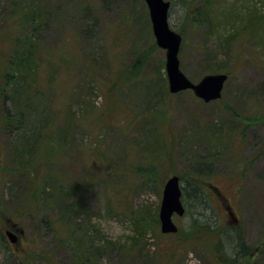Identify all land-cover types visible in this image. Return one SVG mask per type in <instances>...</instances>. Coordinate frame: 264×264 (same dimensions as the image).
Instances as JSON below:
<instances>
[{"label":"rangeland","instance_id":"1","mask_svg":"<svg viewBox=\"0 0 264 264\" xmlns=\"http://www.w3.org/2000/svg\"><path fill=\"white\" fill-rule=\"evenodd\" d=\"M170 1L181 69L194 81L227 71L220 99L166 93L145 0H0V264H264V27L241 29L264 0H194L193 17ZM16 50L39 80L17 101ZM172 174L187 212L165 234ZM14 223L17 245L1 236Z\"/></svg>","mask_w":264,"mask_h":264},{"label":"water","instance_id":"2","mask_svg":"<svg viewBox=\"0 0 264 264\" xmlns=\"http://www.w3.org/2000/svg\"><path fill=\"white\" fill-rule=\"evenodd\" d=\"M146 2L149 6L157 43L166 50V70L171 92L175 93L190 88L198 97L207 102L220 98L228 74L224 72L209 73L204 75L198 82L188 78L180 66L179 50L182 35L173 30L168 21L171 2L168 0H146ZM185 211L180 176L173 174L166 180L164 185L159 212L161 231L163 233L177 232L179 226L174 221V216H182Z\"/></svg>","mask_w":264,"mask_h":264},{"label":"trees","instance_id":"3","mask_svg":"<svg viewBox=\"0 0 264 264\" xmlns=\"http://www.w3.org/2000/svg\"><path fill=\"white\" fill-rule=\"evenodd\" d=\"M184 1V4L186 6V9H188L191 13H192V17L193 15L198 11V6L199 4H197L194 0H182ZM15 8H19L18 6H14ZM12 11V8L11 10ZM9 11V13H10ZM249 13V17L247 18V22H244V24L242 25L241 29H247V30H254L255 27L257 25H261L264 27V15H258L256 14L255 11H252V12H248ZM11 14V18L13 20V23L11 24H15L14 22V16L16 15L15 13H10ZM9 14V15H10ZM6 14L5 18L7 16H9ZM35 16H37L36 14V10L35 11H25L24 10V14H23V17H26V20L27 19H30V18H34ZM198 18V17H197ZM201 20V19H199ZM202 21V20H201ZM203 22V21H202ZM212 22L211 21H207L206 23L207 24H210ZM195 23H199V21L197 22L195 19L192 20L191 18V25L195 24ZM214 24H212L213 26ZM14 25H9L7 30L9 31H12V28H13ZM211 31V30H210ZM1 32V31H0ZM234 34H230V36H227L225 38L226 42H228L230 40V38L233 37ZM8 35H6L5 33L3 34L2 32L0 33V38H5L7 37ZM29 47V46H28ZM29 49L31 50L32 47H29ZM23 50V49H21ZM145 55V54H144ZM144 55H142L139 59H138V64L137 65H134V69H132L131 71L128 70L129 73H132L134 74L135 77H137V74L140 73V68H141V63L144 62ZM28 61H30V63H28ZM10 65H12L13 67H16V68H19L21 71H24V74L21 75V76H16L14 75L12 72L10 73H7V77H6V81H7V84L8 82H13L14 85H16L17 83H22V87H24L25 89V96L23 97H19L17 96V94L20 93L19 91V88L17 89L16 87L13 88L12 92H11V98L12 100H15L14 97H16V100H25L26 98L29 99V97H35L33 96V93H34V89L37 90V85L39 83V80L36 76V60L32 57L31 53L30 55L23 51L22 54L20 52V50H16L12 53L11 55V59H10ZM27 72V73H26ZM227 72V71H226ZM137 73V74H136ZM136 74V75H135ZM133 76V75H132ZM130 75H128V79L130 77H132ZM133 76V77H134ZM29 78V83L27 82V79ZM158 81H160V79H158ZM151 82H153V80H151ZM159 87V86H158ZM169 90L167 89L166 90V93L168 92ZM118 99L119 96H118ZM19 104V103H18ZM18 104H17V107H18ZM21 108L24 109L25 108V101H22V104H21ZM161 116V115H160ZM33 145V144H32ZM31 145V146H32ZM56 149V148H55ZM54 150V148L52 147V150L50 148V150L47 151L48 155L51 154V152ZM49 182H47L48 184ZM190 184H194L196 185L195 183H190ZM189 184V185H190ZM47 188V185H44L43 186V191H46L45 189ZM206 188V186H205ZM204 188V189H205ZM187 189V188H185ZM188 193V192H187ZM192 200L197 202L198 205H201V204H206L208 202L205 201L206 200V197L203 195V194H200L198 192H195L193 193L192 195ZM210 201V200H209ZM73 204H69V206H67L68 210L72 208ZM67 208L65 207V209L67 210ZM186 212H187V208H186ZM185 212V213H186ZM196 221V220H195ZM194 221V222H195ZM199 225L200 223H198V225H196V223L192 224V227H193V230L196 229V226L199 228ZM179 230H182L179 228ZM244 248V244L241 245V249L243 250Z\"/></svg>","mask_w":264,"mask_h":264},{"label":"flooded vegetation","instance_id":"4","mask_svg":"<svg viewBox=\"0 0 264 264\" xmlns=\"http://www.w3.org/2000/svg\"><path fill=\"white\" fill-rule=\"evenodd\" d=\"M20 232H22V230L21 229L19 230L16 226V223H14L11 228H6L4 232H1V236L5 242L17 245L20 242H22Z\"/></svg>","mask_w":264,"mask_h":264},{"label":"bare ground","instance_id":"5","mask_svg":"<svg viewBox=\"0 0 264 264\" xmlns=\"http://www.w3.org/2000/svg\"><path fill=\"white\" fill-rule=\"evenodd\" d=\"M170 9H171V6H170Z\"/></svg>","mask_w":264,"mask_h":264}]
</instances>
